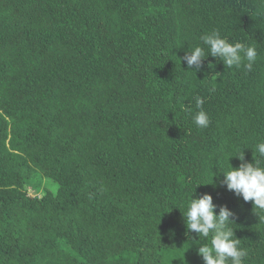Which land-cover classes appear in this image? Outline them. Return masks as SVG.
Here are the masks:
<instances>
[{
	"label": "trees",
	"instance_id": "trees-1",
	"mask_svg": "<svg viewBox=\"0 0 264 264\" xmlns=\"http://www.w3.org/2000/svg\"><path fill=\"white\" fill-rule=\"evenodd\" d=\"M214 30L257 49L251 70L188 68ZM260 142L264 0H0V264H204L195 190L264 264V220L219 186L243 150L264 166Z\"/></svg>",
	"mask_w": 264,
	"mask_h": 264
},
{
	"label": "clouds",
	"instance_id": "clouds-1",
	"mask_svg": "<svg viewBox=\"0 0 264 264\" xmlns=\"http://www.w3.org/2000/svg\"><path fill=\"white\" fill-rule=\"evenodd\" d=\"M203 46H196L190 54H186L183 61H186L189 69L198 71L202 62L208 57H215L223 61L226 67H244L251 70L257 59V49L253 46H245L239 42H229L222 37L219 31H212L209 34L201 36ZM247 63H244V62ZM195 105L200 109L194 116V122L197 127H208L210 120L208 114L202 109L203 99L195 97ZM255 150L259 157L264 158V142L255 145ZM237 157L241 163L239 167H233L228 160L229 168L223 173L219 186H226L229 191L235 193L244 202H252L253 211L258 215L259 220H264V166L260 159H254L253 162L245 161L244 150ZM232 157V158H233ZM219 173L214 177H219ZM213 182L208 184H214ZM203 184V183H202ZM200 184V185H202ZM196 192V190H195ZM194 192V194H195ZM194 194L187 202L186 211H183L186 234L196 233L199 240L203 238L210 239L208 244H199L198 254L203 258L204 264H244L248 256L246 249L240 246V239L236 238L235 230L231 226L235 222V213L227 205L218 206L214 203L213 196L204 193L194 198ZM219 213L217 214V208ZM172 235L174 230H170ZM198 240V241H199Z\"/></svg>",
	"mask_w": 264,
	"mask_h": 264
}]
</instances>
